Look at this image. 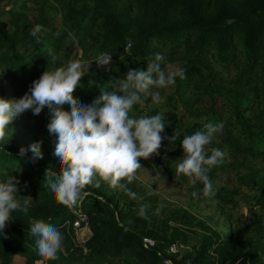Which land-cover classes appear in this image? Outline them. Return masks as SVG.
Returning a JSON list of instances; mask_svg holds the SVG:
<instances>
[{"label":"trees","instance_id":"trees-1","mask_svg":"<svg viewBox=\"0 0 264 264\" xmlns=\"http://www.w3.org/2000/svg\"><path fill=\"white\" fill-rule=\"evenodd\" d=\"M27 1L0 0V5L20 2L22 9ZM49 5L60 13L61 27L55 30H61L60 38H70L71 32L81 48L98 45L104 52L120 55L115 64L101 71L100 80L84 81L75 88L72 96L78 103L90 104L102 91L111 90L119 73L123 79L129 69L143 70L155 54L161 53V67L180 60L186 78L177 77L171 86L165 98L168 106L169 101L173 102L168 109L154 108L140 116L163 113V132L174 147L182 150L180 142L184 136L206 131L205 124L217 125L219 120L218 115L210 114L201 121L196 101L204 97L209 104L217 97L223 98L226 123L221 135L218 132L215 137L221 138L225 147L234 148L232 152L237 156L249 155L252 160L264 161V0H54ZM11 8L7 20L0 18V71L15 83L30 87L40 77L35 63L11 48L17 42L19 28L30 36L32 27L24 12ZM56 48L53 42L39 43L35 54L46 60L49 49ZM238 55L244 62L236 60ZM231 69H235L234 75L223 77V71L229 74ZM199 87L202 88L196 91ZM175 103H181L185 112L192 115L191 122H179ZM55 107L70 110L67 103ZM133 109H138V104ZM48 112L54 115L49 108ZM18 152L10 144L0 142V180L8 175L17 177L18 195L33 200L28 213H12L3 230L5 235H0V264H15V255L24 258V264L43 261L28 235L29 227L37 220L54 224L64 236L58 259L44 264H264V242L259 243L247 226V232L243 231L248 234L247 239L238 232V226H229V234L210 229L187 249L170 252L171 244L181 240V236L189 237L192 231L184 233L175 227L167 234L140 217L138 211L131 213L119 207V201L105 189L88 186L85 191L90 194L76 206L59 204L44 180L46 169L60 171L57 161L39 159L34 164L27 157L20 158ZM31 155L27 152L28 157ZM250 163L246 166L251 167ZM214 175L210 170L211 180ZM247 177L257 191L253 204L264 210V176L252 171ZM198 187L202 193L203 186L198 183ZM213 187L214 197H201L220 202L231 193L227 187ZM81 216L87 219L91 235L77 245L66 231L69 224L81 221ZM254 217L258 229L255 223L260 214ZM144 238L152 239L154 244H143Z\"/></svg>","mask_w":264,"mask_h":264},{"label":"clouds","instance_id":"clouds-1","mask_svg":"<svg viewBox=\"0 0 264 264\" xmlns=\"http://www.w3.org/2000/svg\"><path fill=\"white\" fill-rule=\"evenodd\" d=\"M41 31L39 24L30 30V36L37 43ZM60 34L61 30L55 33L57 37ZM68 35L75 40L73 33ZM49 55L55 63L58 57L51 49ZM163 60V54L157 53L143 70L129 69L123 79L112 84L110 91H102L87 105L78 103L72 93L81 77L87 74L89 64L70 61L66 66L44 71L22 97L0 98V142L11 136L8 125L15 116L28 110L39 115L47 107L54 113L47 127L49 133L56 136L54 155L61 168L59 172L46 169L44 180L57 203L72 208L90 194L85 191L88 186L99 187L101 182L113 189L124 190L133 199H143L128 189L127 184L137 179V171L141 168L138 158L147 159L158 153L161 141L165 139L161 136L165 120L163 113L138 118L130 113L134 105L143 104L149 97L153 104L162 103L165 98L159 90L174 86L177 77L186 78L183 68L165 71L161 67ZM94 61L97 67L107 66L111 62V53L102 52ZM65 103L70 105V110L55 107ZM204 128L206 131L186 135L180 142L183 159L176 165L175 175L187 177L192 186L201 184L203 196L211 198L216 192L209 172L223 162L225 153L218 148L209 150L208 146L222 131V124L208 123ZM30 150L32 155L28 157V150L21 147L18 156L27 157L34 164L43 158L40 142L30 145ZM19 184V179L11 175L0 180V235H5L3 230L13 212L26 214L32 205L30 196L21 198L18 195ZM24 187H27L26 182ZM191 195L199 198L200 191H193ZM148 207L147 204L140 205L138 215L148 219ZM28 235L34 242L36 254L44 262L58 259L64 236L57 226L37 220L29 227Z\"/></svg>","mask_w":264,"mask_h":264},{"label":"rangeland","instance_id":"rangeland-1","mask_svg":"<svg viewBox=\"0 0 264 264\" xmlns=\"http://www.w3.org/2000/svg\"><path fill=\"white\" fill-rule=\"evenodd\" d=\"M49 4H54V0H28L22 9L20 8V2L2 3L0 5V18L7 20L9 16L8 10L13 9L11 7L24 12L32 28L37 23L42 26L39 43L50 44L53 42V46L56 44L57 48L53 49L52 53L58 57L57 61L52 63L49 54L46 60L42 59L43 55L35 54V47L39 43L36 42L34 37L24 34V30L21 27L16 34L17 42L12 46L11 50L24 54L30 60L32 59L40 76L46 70L52 71L57 67L66 66L70 61H79L85 66L89 65L87 66V74L81 77L78 86L83 84L84 81L93 82V80H100L99 75L101 71L115 64L120 55L117 52H108L111 53L110 64L97 67L94 60L98 54L104 51L98 48V45H92L84 49L71 38L57 37L55 30L61 27V16L59 11ZM128 49L129 43L124 47V51L127 52ZM44 51L42 54H44ZM236 60L244 62V59L242 60L239 55L236 57ZM162 68L165 71L182 68V62L180 60L167 62L163 64ZM216 68L220 69L218 66ZM234 71L235 69H231V73L229 74L223 71V77H232ZM121 76L119 73L116 80L122 79ZM108 84H111V82L108 81ZM200 88L202 87L197 88L196 91H199ZM80 89L83 92L85 90L84 88ZM28 90L29 86L24 87L15 83L8 75L0 71V98L18 99L28 92ZM159 91L161 96L166 98L167 94L171 92V87L160 89ZM195 98L197 99V96ZM203 98L200 97L196 101L195 108L198 110V114H200L198 118L203 121L205 115H218L219 120L217 125L222 124L224 128L227 112L225 108L223 109L222 105L225 99L217 97L214 99V102L206 104ZM172 104L173 102L169 101V106ZM180 104L175 103L174 106H177L179 122L183 125L192 121V115L187 114ZM169 106L166 104L165 99L160 104H153L151 97H149L144 100L143 104H138V109H133L130 115L138 117L141 114H145L148 110L154 108L166 110ZM43 116L45 117L44 121L42 120ZM52 118L53 115H49L47 107L42 109L39 115H34L31 110L19 114L8 125L11 136L8 140L2 142L10 144L17 150L24 147L28 150L27 152H31L30 145L40 142V150L43 155L41 160L47 163L54 160L57 161L54 155L56 136L55 134H50L47 127ZM221 133L219 134L221 135ZM161 136L165 137V139H162L158 153L151 155L147 159L138 158L141 168L137 171V179L127 184L128 189L136 193L137 197H142L143 199H133L124 190L113 189L105 182H101L99 188L105 189L107 194L119 201V207L122 206L131 213L139 211V207L142 204L149 205L147 209L148 222L161 228L167 234L175 227L185 230L184 233L192 231L188 233L189 237L184 239L181 236V240L171 244L170 247L172 246L173 250L169 247L170 252L187 249L190 244L196 241V238H200L210 229L223 234H229V226H238V232L245 236V239H247L248 234L244 235L243 231L247 232V226L249 230L254 231V236L257 237L259 243L264 242V210L253 204L257 191L252 181L247 177L252 171L264 176V161H260L259 159L252 160L249 155L240 154L237 156L232 152L234 148L229 149L225 147L221 142V138L214 137L208 149L217 148L216 146L220 145L219 149L225 155L223 162L211 169L215 172V179L211 181L213 186L227 187L231 193L220 202L203 199L201 197L202 193H200L199 198H194L191 193L197 190L200 191L198 183L196 186H192L189 184L187 177L181 175L177 178L175 175L176 165L183 159V150L177 149L171 144V139L166 132H162ZM249 162H251V167L246 166ZM57 166L61 168L59 163ZM254 214H260V220L255 223L258 229L253 223L255 220ZM80 220L69 224L66 231L69 239L77 245L83 244L91 235L87 219L81 216ZM148 241H150L148 245L152 246L154 244L152 239ZM24 261V259L17 256L14 260L15 264ZM36 264H44V261L39 260Z\"/></svg>","mask_w":264,"mask_h":264},{"label":"built area","instance_id":"built-area-1","mask_svg":"<svg viewBox=\"0 0 264 264\" xmlns=\"http://www.w3.org/2000/svg\"><path fill=\"white\" fill-rule=\"evenodd\" d=\"M143 240H144V243L150 244V241H148L149 239L144 238ZM170 249L173 250V247L171 246Z\"/></svg>","mask_w":264,"mask_h":264},{"label":"crops","instance_id":"crops-1","mask_svg":"<svg viewBox=\"0 0 264 264\" xmlns=\"http://www.w3.org/2000/svg\"><path fill=\"white\" fill-rule=\"evenodd\" d=\"M16 256L22 258L21 256L15 255V256H14V260H15V257H16ZM22 259H24V258H22ZM24 260H25V259H24ZM24 262H25V261H24ZM24 262H19L18 264H24Z\"/></svg>","mask_w":264,"mask_h":264},{"label":"water","instance_id":"water-1","mask_svg":"<svg viewBox=\"0 0 264 264\" xmlns=\"http://www.w3.org/2000/svg\"><path fill=\"white\" fill-rule=\"evenodd\" d=\"M142 242H143V244H145V243H144V240H142Z\"/></svg>","mask_w":264,"mask_h":264}]
</instances>
